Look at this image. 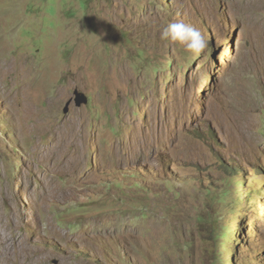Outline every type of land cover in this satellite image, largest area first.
<instances>
[{"label": "rangeland", "instance_id": "rangeland-1", "mask_svg": "<svg viewBox=\"0 0 264 264\" xmlns=\"http://www.w3.org/2000/svg\"><path fill=\"white\" fill-rule=\"evenodd\" d=\"M0 234L2 264H264V0H0Z\"/></svg>", "mask_w": 264, "mask_h": 264}, {"label": "clouds", "instance_id": "clouds-1", "mask_svg": "<svg viewBox=\"0 0 264 264\" xmlns=\"http://www.w3.org/2000/svg\"><path fill=\"white\" fill-rule=\"evenodd\" d=\"M159 39L181 47L193 57L200 56L207 48V41L203 33L179 20L169 21L160 31Z\"/></svg>", "mask_w": 264, "mask_h": 264}, {"label": "water", "instance_id": "water-1", "mask_svg": "<svg viewBox=\"0 0 264 264\" xmlns=\"http://www.w3.org/2000/svg\"><path fill=\"white\" fill-rule=\"evenodd\" d=\"M73 95H74L73 102H74L76 107H81L82 105H86L88 103L87 96L84 93L80 92L78 89H75L73 91ZM71 101H72V99L66 104V108L64 110L65 112H67L68 106H69Z\"/></svg>", "mask_w": 264, "mask_h": 264}, {"label": "bare ground", "instance_id": "bare-ground-1", "mask_svg": "<svg viewBox=\"0 0 264 264\" xmlns=\"http://www.w3.org/2000/svg\"><path fill=\"white\" fill-rule=\"evenodd\" d=\"M1 235V234H0ZM2 237V236H1ZM0 237V238H1ZM4 240V239H3ZM3 240H2V242H3ZM1 246V245H0ZM10 246V245H9ZM16 248H18L17 246H16ZM24 248V247H23ZM2 251L0 252L1 253V255H0V264H2V261H3V259H4V261H6V259L9 261V258H10V250H9V248H6V247H4L3 249H1ZM24 250V249H23ZM19 251V250H18ZM26 251V250H25ZM23 253V252H22ZM21 253V254H22ZM12 259V258H11ZM10 259V261H12ZM14 261V260H13ZM8 264V263H7ZM11 264V263H10Z\"/></svg>", "mask_w": 264, "mask_h": 264}, {"label": "trees", "instance_id": "trees-1", "mask_svg": "<svg viewBox=\"0 0 264 264\" xmlns=\"http://www.w3.org/2000/svg\"><path fill=\"white\" fill-rule=\"evenodd\" d=\"M237 169V168H236Z\"/></svg>", "mask_w": 264, "mask_h": 264}]
</instances>
